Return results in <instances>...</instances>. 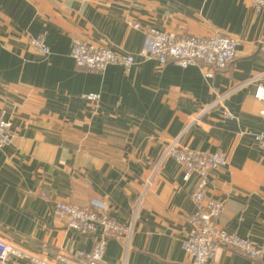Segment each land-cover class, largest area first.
Returning a JSON list of instances; mask_svg holds the SVG:
<instances>
[{
    "label": "crops",
    "instance_id": "0c3cea01",
    "mask_svg": "<svg viewBox=\"0 0 264 264\" xmlns=\"http://www.w3.org/2000/svg\"><path fill=\"white\" fill-rule=\"evenodd\" d=\"M253 1L0 0V113L14 135L0 150V235L46 256L90 252L98 234L66 230L53 213L70 203L130 229L107 242L102 264H192L181 242L194 180L164 155L177 140L225 155L205 193L223 204L216 226L264 243V151L254 138L264 131V98L256 96L264 89V9ZM147 28L226 35L238 42L236 56L210 77L161 65L138 55ZM39 36L49 55L32 48ZM73 38L130 54L134 65L77 68ZM87 94L99 100L83 101ZM218 98V108L192 122ZM208 264L263 263L219 249Z\"/></svg>",
    "mask_w": 264,
    "mask_h": 264
},
{
    "label": "built area",
    "instance_id": "2783aa9c",
    "mask_svg": "<svg viewBox=\"0 0 264 264\" xmlns=\"http://www.w3.org/2000/svg\"><path fill=\"white\" fill-rule=\"evenodd\" d=\"M253 6L256 12H260L264 9V0H254ZM129 25L134 29H141L137 23ZM30 44L36 52L50 54L43 37L32 39ZM237 46L235 39L222 34L179 36L174 32L147 28L144 30V44L138 55L143 59H155L161 65L171 64L182 69L195 67L206 71L210 77L213 71L224 70L233 63ZM70 57L77 68L95 72H102L109 66H119L128 72L134 65V57L130 54H121L79 38H73L70 42ZM256 96L264 98V89L259 88ZM81 99L93 103L99 100V95L87 94ZM219 106L218 98L193 117L192 122L199 121L201 115ZM221 117L232 119L227 111H223ZM254 138L259 148L264 151V131L255 134ZM13 141L12 123L0 113V150L11 146ZM164 155L173 159L182 169L184 181L194 180L191 198L195 208L188 217L189 229L181 242V247L190 256L192 264H208L219 249L236 250L247 259L264 264V243L254 245L249 240L216 226L215 220L222 213L223 204L206 197L205 193L210 173L227 165L225 155L221 152H195L179 145L177 140L165 146ZM53 213L62 220L66 230L82 235L98 234L92 250L77 251L69 257L62 254L46 256L0 235V264H14V261L28 264H102L107 242L130 232L129 228L93 208L57 203Z\"/></svg>",
    "mask_w": 264,
    "mask_h": 264
}]
</instances>
